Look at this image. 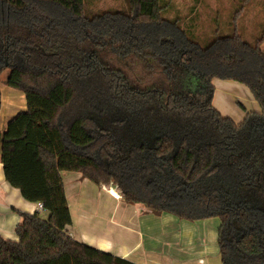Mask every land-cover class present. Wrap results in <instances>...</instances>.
I'll list each match as a JSON object with an SVG mask.
<instances>
[{
	"label": "trees",
	"instance_id": "1",
	"mask_svg": "<svg viewBox=\"0 0 264 264\" xmlns=\"http://www.w3.org/2000/svg\"><path fill=\"white\" fill-rule=\"evenodd\" d=\"M160 1L88 17L85 0H0V73L9 69L6 85L26 104L0 132V163L10 186L48 212L23 215L17 241L0 238V264H134L67 233L69 172L153 213L218 218L222 264H264V25L254 44L244 40L238 21L252 0H242L228 36L216 31L202 46L180 19L162 17ZM105 44L153 69L133 74L153 83L134 86L89 51ZM213 80L242 84L260 111L238 124L222 116Z\"/></svg>",
	"mask_w": 264,
	"mask_h": 264
},
{
	"label": "crops",
	"instance_id": "2",
	"mask_svg": "<svg viewBox=\"0 0 264 264\" xmlns=\"http://www.w3.org/2000/svg\"><path fill=\"white\" fill-rule=\"evenodd\" d=\"M212 84L215 88V80ZM16 92L18 95L7 94L5 108L1 92L0 114L17 101L22 102V109L16 114L25 110L24 96ZM61 176L71 216L66 231L74 240L134 264H222L218 218L189 221L170 213H153L143 204L125 202L110 184L96 185L78 172ZM35 213L48 217L37 203L24 200L20 191L10 186L0 163V238L17 241L15 230L23 215Z\"/></svg>",
	"mask_w": 264,
	"mask_h": 264
},
{
	"label": "rangeland",
	"instance_id": "3",
	"mask_svg": "<svg viewBox=\"0 0 264 264\" xmlns=\"http://www.w3.org/2000/svg\"><path fill=\"white\" fill-rule=\"evenodd\" d=\"M161 5L164 7L161 15L165 20L180 19L179 25L188 34L193 36L202 46L208 45L215 37L216 31L219 36H228V27L233 18L234 12L242 5V0H161ZM118 10L126 11V0H85V15L88 17L96 15L100 11ZM264 25V0H252L245 7L241 18L238 21L239 33L244 40L249 44H254L261 34ZM117 46V45H115ZM114 45L105 44L104 46H90L89 51L98 55L101 63L109 65L112 68L121 70L129 76L134 86H148L153 83L154 78L136 82V74H153V69L141 71L142 66H133L134 59L131 54L124 57L114 50ZM264 51V45L262 46ZM7 62V61H6ZM175 69L174 75H179L182 69L178 66H172L171 70ZM9 74V69H4L0 73V89L2 92L3 107L8 106L7 94L11 96L18 93L10 89L6 85V80ZM191 81L189 89H195L197 86L193 84V77H188ZM159 81L168 85L171 83L167 79L158 77ZM183 79V76H181ZM229 83H233L229 85ZM187 90V89H185ZM7 92V93H6ZM213 107L224 117H228L235 123L243 121L247 112H255L258 105L251 98L250 92L238 84V82H222L215 80V92L213 98ZM22 109V102H15L14 107L9 106L7 110L2 109L0 114V131L4 129L5 123L12 118L18 111ZM111 185V184H110ZM113 188L123 198L121 189L115 185ZM115 192V191H114ZM117 192H115L117 194ZM118 195V194H117ZM46 220L47 214L40 216Z\"/></svg>",
	"mask_w": 264,
	"mask_h": 264
},
{
	"label": "built area",
	"instance_id": "4",
	"mask_svg": "<svg viewBox=\"0 0 264 264\" xmlns=\"http://www.w3.org/2000/svg\"><path fill=\"white\" fill-rule=\"evenodd\" d=\"M37 205H38V209H39V210H43V206H42V204L38 203Z\"/></svg>",
	"mask_w": 264,
	"mask_h": 264
}]
</instances>
